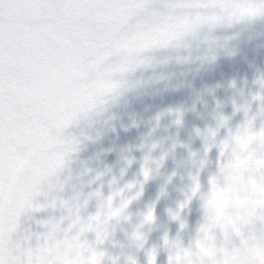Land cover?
Instances as JSON below:
<instances>
[{
    "label": "snow or ice",
    "instance_id": "obj_1",
    "mask_svg": "<svg viewBox=\"0 0 264 264\" xmlns=\"http://www.w3.org/2000/svg\"><path fill=\"white\" fill-rule=\"evenodd\" d=\"M150 3L151 0H0V264H102L106 252L98 250L97 245L109 238L110 221L128 219L126 209L140 192L124 196V189H120L86 219L81 218L77 208L67 228L62 229L60 221L52 223L43 233V242L35 247L24 249L13 240L21 214L29 208L43 207L34 206L33 198L64 166L68 154L76 150V142L65 138L63 130L79 114L89 111L100 95L114 94L123 86V74L146 59L137 51L151 49L153 37L167 23L166 13L151 18L141 16ZM167 7L180 13L199 11L208 24L264 15V0H171ZM221 9H242L244 14L227 19L211 15ZM134 17L136 22L132 24ZM164 29L171 30L173 26ZM179 35L169 32V38ZM85 73H94L101 85L95 94L81 83L80 76ZM143 175L145 180L149 178L146 166ZM193 181L188 200L200 187L196 177ZM210 183L214 194L218 191L216 178ZM133 187L131 183L126 186L129 190ZM118 194L120 204L113 206ZM60 203L69 206L67 201ZM186 203L182 202L180 209ZM172 216L179 219V210ZM153 220V209L149 208L141 223ZM74 228L78 229L75 233ZM221 228L227 242L229 233L224 225ZM89 231L95 232V243L82 238ZM235 235L240 249L250 242L264 245V223L259 229L253 228L250 236L239 229ZM131 239L143 246L145 236L140 225ZM164 239L169 244L167 235ZM171 246L175 251L170 254L169 264H215L204 258L199 240L200 251L194 254L198 259L182 258L193 253L178 241ZM112 264H117L116 258H112ZM128 264L137 261L130 256ZM148 264H156L155 248L149 253Z\"/></svg>",
    "mask_w": 264,
    "mask_h": 264
},
{
    "label": "flooded vegetation",
    "instance_id": "obj_2",
    "mask_svg": "<svg viewBox=\"0 0 264 264\" xmlns=\"http://www.w3.org/2000/svg\"><path fill=\"white\" fill-rule=\"evenodd\" d=\"M170 2L151 0L147 12H142L141 16L151 18L167 13ZM201 16L202 21L197 29L182 31L184 36L178 45L172 46L170 43L173 37L169 38V32L175 30L161 29L153 37L151 49L139 51V55L146 58L135 69L139 79L146 77L154 64L171 68L162 70L164 74L159 79L156 93L149 94L143 86L138 85L129 88L131 95L137 96V102L148 111L140 139L127 134L125 130L119 134L111 131L107 118L99 124L101 120L95 114L92 124L78 128L72 121L63 130L65 138L76 142V150L89 144L84 149L113 152L119 144L127 143L132 152L143 160V155L147 153L144 147L153 144V161L151 164L142 162L143 168L165 164L187 167L221 164L227 158L224 156L226 153L221 154L224 146L221 141L230 138V133L250 118L255 129L264 127V84L261 83L264 81V51L254 48L246 37L237 34L234 26H224L219 21L215 24L204 23V14ZM135 22L134 17L131 23ZM207 30L210 34L225 30L235 40L222 42L214 36L204 38L198 35L193 41L194 34ZM164 38L169 40L163 41ZM174 48L181 49L176 60H172ZM100 87L96 81L91 92L95 94ZM107 95L105 92L100 96ZM92 108L94 113L114 111L110 109L108 100L103 104L96 103ZM213 131L214 136L210 135ZM97 132H103L113 140L102 143L95 138ZM92 142H97L98 146L92 148Z\"/></svg>",
    "mask_w": 264,
    "mask_h": 264
},
{
    "label": "water",
    "instance_id": "obj_3",
    "mask_svg": "<svg viewBox=\"0 0 264 264\" xmlns=\"http://www.w3.org/2000/svg\"><path fill=\"white\" fill-rule=\"evenodd\" d=\"M133 168H140V161L127 149H120L115 155L91 151L69 153L64 166L45 182L44 190L33 198L34 206L40 204L43 207L26 209L19 217L13 240L19 241L24 249L35 247L38 242H43V233L52 223L60 221L61 228H67L77 208L81 218L86 219L100 210L101 204L109 195L124 189V196L134 195L137 191L140 195L129 203L126 209L128 219L113 218L110 221L109 238L97 245L98 250L106 252L102 264H112V258H116L117 264H128L130 256L137 264H148L149 253L153 248L156 250V264H169L170 254L175 251L171 245L176 241L183 248L191 247L195 250L194 241L205 218L204 197L211 190L210 181L218 175L219 166L198 169L175 166L150 172L147 180L144 175L136 178L132 174ZM193 177L198 179L200 187L188 200L194 183ZM130 183L134 187L129 190L126 186ZM224 191L218 189L213 194V201L220 212L226 210ZM97 192L99 195H96ZM61 200L67 201L69 206H62ZM120 201L121 196L118 194L113 199V206H119ZM185 201L186 206L180 209V204ZM149 208L153 209L154 220L142 224ZM177 210L180 218L174 219L172 213ZM44 221L49 223L45 224ZM137 225H140V231L145 236L142 247L131 239ZM260 226L257 223L254 228L259 229ZM77 230L74 228L72 231L75 233ZM166 235L169 240L167 245L164 239ZM215 236L217 244L226 242L224 233L219 228L215 230ZM82 238L95 243V232L89 231ZM227 242L231 247L240 241L233 234ZM223 264H228V261Z\"/></svg>",
    "mask_w": 264,
    "mask_h": 264
},
{
    "label": "clouds",
    "instance_id": "obj_4",
    "mask_svg": "<svg viewBox=\"0 0 264 264\" xmlns=\"http://www.w3.org/2000/svg\"><path fill=\"white\" fill-rule=\"evenodd\" d=\"M202 13L193 10L180 13L170 9L166 15L168 21L162 24L161 29L173 26V30H195L202 21ZM244 14L242 9H221L211 15L225 19ZM251 16L247 17L250 18ZM137 54L139 52L137 51ZM83 87L92 91V85L97 81L94 73H85L80 76ZM108 97L99 96L97 103L103 104ZM262 129H255L250 118L243 126L231 133V137L221 141L223 152L227 158L220 164L218 175L215 176L218 189H224V198L227 201L226 210L220 212L213 201L211 190L204 197L205 231H199L194 249L190 247L193 256L184 259H198L194 254L197 241H200L205 250L204 258L214 261L215 264H264V245L250 242L243 249L239 244L228 246V242L217 244L215 230L226 227L229 238L239 229L247 235H252V229L259 223H264V135ZM210 135H212L210 133ZM149 172L151 169L149 168ZM201 226V227H202ZM201 229V228H200ZM237 250H233V249Z\"/></svg>",
    "mask_w": 264,
    "mask_h": 264
},
{
    "label": "rangeland",
    "instance_id": "obj_5",
    "mask_svg": "<svg viewBox=\"0 0 264 264\" xmlns=\"http://www.w3.org/2000/svg\"><path fill=\"white\" fill-rule=\"evenodd\" d=\"M221 24H223L224 26L227 24H229V26L231 27L234 26L237 34L241 35L242 38L246 37V39L253 44L252 46L254 48H261L264 51V15H257L232 23L221 22ZM174 32L179 33L180 35L172 36L173 38L170 42L172 46H175L174 44H176L177 42L180 43L184 36V33H182V31H179L178 29H176ZM198 35H203L204 38H210V36H214L220 39L222 42H225L229 39L232 41L235 40L234 37H231V34H228L225 30L216 34H210L209 30L204 33L200 32L198 34H194L193 41ZM226 36H228V38H226ZM167 40H169V38L163 39V41ZM180 50V48L172 49V60H176L177 53ZM166 67L167 70L171 69L168 65ZM166 67L163 65L154 64L151 70L147 73L146 77L140 79L135 74L136 68L123 74V86L114 94L111 92H107L108 104L110 106V109L114 110L113 112L98 111L97 113H94V108H90L89 111L79 114V116L73 121L75 122L77 127L80 128L83 125L86 126L87 124H92L95 114H98L99 119L101 120L99 121V124H102V120L107 118V123H109L110 127H112L111 131L119 134L120 131L125 130L127 134L140 139L142 131L144 130L142 129L144 128L143 124L146 123V120L148 119V111L143 104L137 102V96L131 95V89L129 88L132 85H138L143 86V88L147 90L149 94L156 93L159 79L164 74L162 70ZM88 146L89 144L86 146H82L81 148ZM90 146L93 148V146L96 147L98 145L97 142H92ZM144 149L145 151H147V153L143 156V161L144 163L151 164V161H153V155L151 151H153L155 148L153 147V144H150L149 147H144ZM224 156L227 157L226 154ZM158 157L161 158V156Z\"/></svg>",
    "mask_w": 264,
    "mask_h": 264
}]
</instances>
